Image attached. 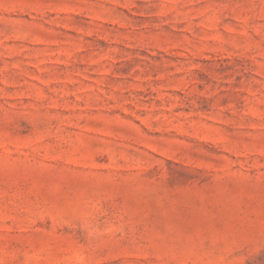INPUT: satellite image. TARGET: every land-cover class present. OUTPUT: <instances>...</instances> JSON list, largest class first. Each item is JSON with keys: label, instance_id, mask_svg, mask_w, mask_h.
<instances>
[{"label": "rangeland", "instance_id": "374dc122", "mask_svg": "<svg viewBox=\"0 0 264 264\" xmlns=\"http://www.w3.org/2000/svg\"><path fill=\"white\" fill-rule=\"evenodd\" d=\"M0 264H264V0H0Z\"/></svg>", "mask_w": 264, "mask_h": 264}]
</instances>
